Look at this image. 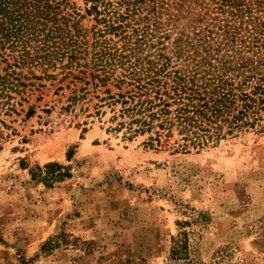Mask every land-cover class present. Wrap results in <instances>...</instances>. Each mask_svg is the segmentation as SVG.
Masks as SVG:
<instances>
[{"label": "rangeland", "instance_id": "374dc122", "mask_svg": "<svg viewBox=\"0 0 264 264\" xmlns=\"http://www.w3.org/2000/svg\"><path fill=\"white\" fill-rule=\"evenodd\" d=\"M85 7L68 0L65 11L84 16L89 37ZM11 63L0 56V74L19 71ZM57 79H22L0 97V264H264V127L201 150L154 148L107 129L91 94L67 110L82 83ZM53 162L69 176L43 181ZM36 223L57 232L16 246Z\"/></svg>", "mask_w": 264, "mask_h": 264}, {"label": "trees", "instance_id": "16d2710c", "mask_svg": "<svg viewBox=\"0 0 264 264\" xmlns=\"http://www.w3.org/2000/svg\"><path fill=\"white\" fill-rule=\"evenodd\" d=\"M83 1L89 37L68 0H0V56L19 69L0 74V97L22 79L69 77L82 85L67 110L91 94L110 131L181 152L264 127V0ZM61 167L45 164L41 178L69 176ZM180 245L173 238L172 255Z\"/></svg>", "mask_w": 264, "mask_h": 264}, {"label": "crops", "instance_id": "0c3cea01", "mask_svg": "<svg viewBox=\"0 0 264 264\" xmlns=\"http://www.w3.org/2000/svg\"><path fill=\"white\" fill-rule=\"evenodd\" d=\"M26 230H28V228ZM26 230L19 229L14 240L16 246L24 247L26 249L39 246L42 242L57 232L56 228L48 229L45 225H38V223L33 226L31 225L30 234L25 232Z\"/></svg>", "mask_w": 264, "mask_h": 264}]
</instances>
